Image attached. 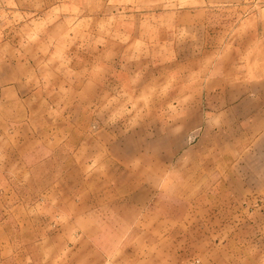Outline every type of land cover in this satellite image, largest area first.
I'll list each match as a JSON object with an SVG mask.
<instances>
[{
    "label": "crops",
    "instance_id": "obj_1",
    "mask_svg": "<svg viewBox=\"0 0 264 264\" xmlns=\"http://www.w3.org/2000/svg\"><path fill=\"white\" fill-rule=\"evenodd\" d=\"M257 1L32 0L41 7L30 15L43 25L25 28L30 37L18 46L0 38V264H264V9L241 5ZM216 17L213 69L183 85L181 117L167 127L182 131L179 143L172 133L128 140L104 128L94 137L90 127L74 137L83 114L105 108L71 87L59 110V78L40 73L77 48L73 23L81 20L80 33L89 35L99 33L98 21H119L100 32L119 36L102 49L103 67H111L131 43L205 50L207 20ZM190 130L200 134L194 144L184 140ZM57 160L67 166L35 193V170ZM176 165L183 176L196 169L180 198L168 184ZM30 190L36 201L13 197Z\"/></svg>",
    "mask_w": 264,
    "mask_h": 264
},
{
    "label": "rangeland",
    "instance_id": "obj_2",
    "mask_svg": "<svg viewBox=\"0 0 264 264\" xmlns=\"http://www.w3.org/2000/svg\"><path fill=\"white\" fill-rule=\"evenodd\" d=\"M38 5L32 0H0V38H7L4 43L9 40L10 43L18 46L23 42L24 37H30L28 33H25V28H37L43 25L41 20H36V17L40 14H36L34 17L30 15L31 10H39L41 6L39 7ZM176 5L177 3L174 4V6ZM241 5L244 12L264 9V0H259L253 4ZM216 18L207 20L208 26L204 35L206 51L191 49L187 52L185 50H177V48L169 51L149 50L145 41L141 43L139 49H137V46L134 49L133 43H131L129 49L121 52L120 60L111 64L113 65L111 67L110 65L109 67H103L102 49L105 48V40L110 39L111 43L114 42L112 45H115L119 36L112 31L110 34H102L100 32L103 27L111 29L119 27L121 25L119 21L115 18L106 22V24L98 21L95 24V28L99 30V33L89 35L80 33L81 30L79 29L83 27L81 20L76 23L77 25L73 23V26L77 27V33L73 34V38L77 40V48L73 52L67 53L68 58L61 62L62 66L59 65L48 70L42 68L40 73L43 71L47 75L46 73L52 72L59 78L57 86L62 92V104L59 106V110L69 100L68 93L71 87L73 90L81 88L87 95H93L95 99L94 107H97L94 108L95 110L102 107L105 108L104 114L101 115L83 114L78 122L79 129L75 132L74 137L76 139L80 138L84 133L82 128L90 127L91 130L88 132L90 134L94 133V137L98 135L99 129L104 128L110 137L128 140L162 139L169 137L172 133L171 137L179 143L182 138V131L167 132V127L177 126L179 122L177 119L181 117L179 113L182 103L183 85L189 80L187 84L191 87L192 82L197 80L199 71L213 69L209 68V65L215 59L214 48L220 42L219 37H215L218 36V32H214V26L219 22V17ZM231 18L228 16L223 21L229 23ZM14 29L18 30L13 31ZM188 37L191 44L196 40L193 35ZM177 38L181 39L182 36L177 35ZM120 40L126 44L131 42L127 35L125 38L122 36ZM41 47L42 53H45V45H41ZM17 48L15 47V49ZM112 48L114 47H110V51L114 50ZM116 52L115 50L114 53ZM5 53L6 50L3 49L1 54ZM56 55H58V52H56ZM199 58L206 61L200 67H198L196 61ZM182 59L189 60L190 64L188 66L180 65L178 60ZM133 62H136V64ZM67 63L72 64L66 65ZM86 94L82 93V95L77 97L79 106ZM70 96L71 99L75 98L73 94ZM48 107L51 108L52 105L49 104ZM195 117L197 118V116ZM199 137V131L190 130L185 133L184 140L187 144H194ZM175 146H177L176 143ZM178 148L175 147V150ZM63 155L64 153L59 155L60 159H63ZM66 166L67 162L61 160L56 162L49 161L41 165L40 168L35 170L33 191L36 193L41 188L49 185L53 178ZM172 170L174 175L168 184L169 187H173L175 192H179L177 195L175 193V197L180 198L183 192L191 188L192 177H195L192 174L196 169L190 170L189 173L187 169L184 176L181 174L180 165H176ZM205 174L207 175V173H204V177H206ZM33 191H27L28 193L22 191L19 192L20 196L13 195V197L23 198L27 202H32L35 198ZM184 198L190 199L192 195ZM23 237L27 240L31 239V235L28 232H24ZM195 260L197 259L190 260V262ZM114 261L116 262V260ZM21 262L15 260L14 264H22ZM23 262L31 264L29 261L23 260Z\"/></svg>",
    "mask_w": 264,
    "mask_h": 264
},
{
    "label": "built area",
    "instance_id": "obj_3",
    "mask_svg": "<svg viewBox=\"0 0 264 264\" xmlns=\"http://www.w3.org/2000/svg\"><path fill=\"white\" fill-rule=\"evenodd\" d=\"M189 264H198V260L191 261Z\"/></svg>",
    "mask_w": 264,
    "mask_h": 264
}]
</instances>
